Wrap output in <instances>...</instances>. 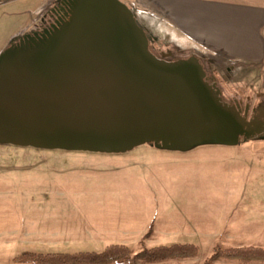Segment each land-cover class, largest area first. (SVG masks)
<instances>
[{
	"label": "rangeland",
	"instance_id": "obj_1",
	"mask_svg": "<svg viewBox=\"0 0 264 264\" xmlns=\"http://www.w3.org/2000/svg\"><path fill=\"white\" fill-rule=\"evenodd\" d=\"M55 1L2 5L0 53L28 27L39 30ZM167 30L152 21V54L165 61L195 56ZM196 57L224 101L264 108L258 69ZM111 244L135 253L196 246L198 255L182 264H205L217 248H264V137L187 151L143 144L112 154L0 144V264H25L15 262L25 253H100Z\"/></svg>",
	"mask_w": 264,
	"mask_h": 264
},
{
	"label": "water",
	"instance_id": "obj_2",
	"mask_svg": "<svg viewBox=\"0 0 264 264\" xmlns=\"http://www.w3.org/2000/svg\"><path fill=\"white\" fill-rule=\"evenodd\" d=\"M63 1L68 22L22 34L0 53V144L112 154L264 137V124L248 120L249 106L224 101L198 57L152 54L130 6Z\"/></svg>",
	"mask_w": 264,
	"mask_h": 264
},
{
	"label": "crops",
	"instance_id": "obj_3",
	"mask_svg": "<svg viewBox=\"0 0 264 264\" xmlns=\"http://www.w3.org/2000/svg\"><path fill=\"white\" fill-rule=\"evenodd\" d=\"M121 1L136 12L139 25L150 36L152 21H158V29L169 28L195 56L218 58L241 65L240 69L250 65L264 83V0Z\"/></svg>",
	"mask_w": 264,
	"mask_h": 264
},
{
	"label": "trees",
	"instance_id": "obj_4",
	"mask_svg": "<svg viewBox=\"0 0 264 264\" xmlns=\"http://www.w3.org/2000/svg\"><path fill=\"white\" fill-rule=\"evenodd\" d=\"M175 62V61H167ZM198 248L189 244H173L144 249L135 253L127 245L111 244L102 252L78 253H25L15 259V262L25 264H156L174 261L182 264L186 259L195 258ZM219 259L238 260L243 264H264V248L239 247L217 248L214 255L205 264H212Z\"/></svg>",
	"mask_w": 264,
	"mask_h": 264
},
{
	"label": "flooded vegetation",
	"instance_id": "obj_5",
	"mask_svg": "<svg viewBox=\"0 0 264 264\" xmlns=\"http://www.w3.org/2000/svg\"><path fill=\"white\" fill-rule=\"evenodd\" d=\"M70 5L63 0H56L52 4L51 8L49 7L45 14H43L44 19H42L41 26L39 30L43 29H52L53 25H56L57 22H68L67 13L69 12ZM45 15V16H44ZM237 103V102H236ZM241 105V104H240ZM249 106V121L257 120L261 121L264 124V108L257 107L252 108L250 105L241 106V109L245 111L246 107ZM261 135V134H258Z\"/></svg>",
	"mask_w": 264,
	"mask_h": 264
},
{
	"label": "built area",
	"instance_id": "obj_6",
	"mask_svg": "<svg viewBox=\"0 0 264 264\" xmlns=\"http://www.w3.org/2000/svg\"><path fill=\"white\" fill-rule=\"evenodd\" d=\"M10 1H12V0H0V7L2 5H5L6 3L10 2Z\"/></svg>",
	"mask_w": 264,
	"mask_h": 264
}]
</instances>
